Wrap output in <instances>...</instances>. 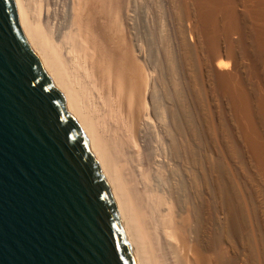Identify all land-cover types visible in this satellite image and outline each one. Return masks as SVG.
<instances>
[{"label":"bare ground","instance_id":"6f19581e","mask_svg":"<svg viewBox=\"0 0 264 264\" xmlns=\"http://www.w3.org/2000/svg\"><path fill=\"white\" fill-rule=\"evenodd\" d=\"M13 1L29 48L79 122L134 263L252 264L248 244L235 238L240 213L214 163L200 158L196 131L155 95V63L131 15L136 0ZM182 3L192 48L208 50V89L226 100L264 177V96L251 102L240 81L252 59L264 83V0ZM243 38L250 44L236 51Z\"/></svg>","mask_w":264,"mask_h":264},{"label":"water","instance_id":"95a60500","mask_svg":"<svg viewBox=\"0 0 264 264\" xmlns=\"http://www.w3.org/2000/svg\"><path fill=\"white\" fill-rule=\"evenodd\" d=\"M0 264H135L79 122L0 0Z\"/></svg>","mask_w":264,"mask_h":264},{"label":"rangeland","instance_id":"374dc122","mask_svg":"<svg viewBox=\"0 0 264 264\" xmlns=\"http://www.w3.org/2000/svg\"><path fill=\"white\" fill-rule=\"evenodd\" d=\"M134 12L131 15L134 16L139 39L149 54L148 57L155 63V95L170 114L182 110L187 120L185 125L196 131L200 158L214 163L220 189L228 191L226 192L233 198L234 208L240 213L241 220H238L235 238L248 244L245 245L249 246L248 257L250 262L253 261L252 264H256L257 260H261L259 264H264V177L254 168L250 155L241 142L236 119L229 111L226 100L208 89V62L205 61L208 58L206 55H209L208 50L202 48L197 53L192 48V33L182 0H136ZM248 41L243 38L239 42L241 49L237 44L236 51L248 47ZM247 63L249 69L246 68L245 75H240L241 84L244 82L242 90L248 98L256 100L258 95L264 96V83L260 78L259 65L252 59ZM246 78L250 79V85ZM253 98L250 99L251 102ZM261 130L263 131L262 128ZM234 147L239 153L233 151ZM243 238L248 241L245 242ZM256 252L258 256L261 254L259 259Z\"/></svg>","mask_w":264,"mask_h":264}]
</instances>
